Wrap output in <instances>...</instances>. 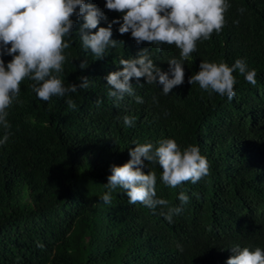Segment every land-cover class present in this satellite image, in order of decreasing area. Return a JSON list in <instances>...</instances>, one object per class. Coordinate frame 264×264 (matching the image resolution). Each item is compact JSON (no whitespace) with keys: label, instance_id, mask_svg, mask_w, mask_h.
<instances>
[{"label":"trees","instance_id":"16d2710c","mask_svg":"<svg viewBox=\"0 0 264 264\" xmlns=\"http://www.w3.org/2000/svg\"><path fill=\"white\" fill-rule=\"evenodd\" d=\"M86 2L101 8L107 21L119 15L105 9L104 0ZM225 20L220 33L197 42L184 61V83L168 95L143 77L140 84L130 78L143 103L127 95L114 103L104 76L141 47L167 70L179 49L136 45L118 25L111 36L117 45L99 59L81 45L82 20L67 38L61 77L67 85L87 76V88L43 101L31 81L20 82L18 102L8 109L9 138L0 145V264H224L235 245L264 248V0H230ZM236 58L255 69L256 83L233 73L231 100L188 83L200 61L230 65ZM80 60L87 61L83 69ZM124 115L135 123L125 126ZM169 137L182 148L198 145L208 161L206 176L175 188L161 182L158 165L146 162L156 173L157 197L174 206L178 192L189 195L171 223L161 206L129 203L122 188L111 190L108 204L99 199L108 191V166L129 159L133 141L155 145Z\"/></svg>","mask_w":264,"mask_h":264},{"label":"clouds","instance_id":"9594fccd","mask_svg":"<svg viewBox=\"0 0 264 264\" xmlns=\"http://www.w3.org/2000/svg\"><path fill=\"white\" fill-rule=\"evenodd\" d=\"M103 7L119 15L107 21L105 12L86 0H0V129L4 130L0 145L9 138L8 109L18 102L22 80L31 81L32 91L43 101L64 97L89 86L87 76L81 75L79 82L67 85L61 77L66 61L65 49L70 43L67 38L71 37L77 21L82 20L76 31L83 49L97 59L105 57L118 43L111 38L113 25H118V33H128L136 45L148 42L157 48L168 44L179 49L178 58L167 60V70L154 63L148 47H141L135 56L119 60L121 68L104 76L107 95L114 98V103L125 95L143 103V98L135 94L130 78L136 79L137 84H140L138 78L143 77L146 83L160 85L163 95L184 83V61L197 50L198 41L208 40L214 32H221L230 0H104ZM101 21H107V26H100ZM4 56L11 59L6 62ZM86 66V60L79 61L78 68ZM233 73L241 74L250 84L256 83V71L248 67L244 58H236L230 65L223 60H202L198 70L188 77V83L196 82L209 95L214 92L231 100L237 83ZM66 104L69 108L76 107L71 98ZM122 119L125 126L135 123V117L130 115H124ZM132 145L134 147L128 149L129 159L108 166L109 174L104 183L108 191L99 199L105 204L110 203L111 190L119 187L124 190L129 203L140 202L150 209L161 206V214L171 223L173 215H178L188 202L189 195L178 192L179 204L174 206L157 197L156 173L146 162L158 165L161 182L175 188L184 181L196 183L206 176L207 158L201 154L198 145L188 144L182 148L170 137L159 139L155 145L150 141H133ZM144 169H148L147 172ZM230 250L232 255L224 264H264V248L235 245Z\"/></svg>","mask_w":264,"mask_h":264}]
</instances>
